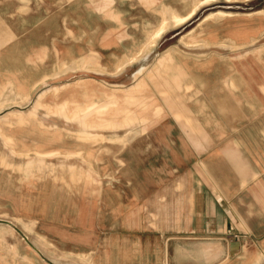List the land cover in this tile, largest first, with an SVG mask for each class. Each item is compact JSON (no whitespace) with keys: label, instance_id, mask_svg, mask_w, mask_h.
Returning <instances> with one entry per match:
<instances>
[{"label":"rangeland","instance_id":"obj_1","mask_svg":"<svg viewBox=\"0 0 264 264\" xmlns=\"http://www.w3.org/2000/svg\"><path fill=\"white\" fill-rule=\"evenodd\" d=\"M263 107L264 0H0V264H264L193 210Z\"/></svg>","mask_w":264,"mask_h":264},{"label":"crops","instance_id":"obj_2","mask_svg":"<svg viewBox=\"0 0 264 264\" xmlns=\"http://www.w3.org/2000/svg\"><path fill=\"white\" fill-rule=\"evenodd\" d=\"M260 112L262 115L242 119L243 123L249 119L252 125L249 138L246 124L234 127L232 133L227 132L226 141L213 143L201 160L206 170L201 167L203 172L194 174L195 240L211 235L218 244H225L224 240L229 244L228 237L249 242L264 230V107ZM215 161L220 168L211 166ZM170 247L171 243L169 259Z\"/></svg>","mask_w":264,"mask_h":264},{"label":"bare ground","instance_id":"obj_3","mask_svg":"<svg viewBox=\"0 0 264 264\" xmlns=\"http://www.w3.org/2000/svg\"><path fill=\"white\" fill-rule=\"evenodd\" d=\"M180 19H182V18H180ZM177 21H179V19H178V17H177ZM161 33V32H160ZM159 34V33H158ZM158 36V35H157ZM149 41V40H148Z\"/></svg>","mask_w":264,"mask_h":264}]
</instances>
